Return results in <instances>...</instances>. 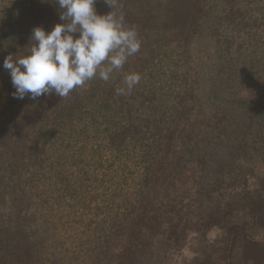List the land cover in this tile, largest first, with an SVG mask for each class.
Segmentation results:
<instances>
[{
    "label": "rangeland",
    "instance_id": "obj_1",
    "mask_svg": "<svg viewBox=\"0 0 264 264\" xmlns=\"http://www.w3.org/2000/svg\"><path fill=\"white\" fill-rule=\"evenodd\" d=\"M3 7L0 0V11ZM110 11L136 29L140 49L108 82L97 76L74 90H116L132 73L128 63L138 58L143 64L135 73L141 79L133 90H150L165 99L152 111L140 105L135 123L150 126L160 118L157 134L167 141L146 134L129 149L111 154L96 148L110 144L106 134L93 136L87 145L97 151L95 158L83 156L88 162L78 165L89 174L90 203L55 224L60 240L38 222L31 241L50 248L39 252L40 264L121 262V252L94 251L101 236L96 226L110 218L111 206L102 200L115 192L113 182L125 193L113 212L131 204L139 208L128 241L130 263L242 264L244 253L235 252L264 249V0H115ZM182 143L189 145L190 155L184 167L164 166L156 182L147 184L146 177L155 174L148 165L172 162ZM147 146L156 151L149 153ZM130 176L133 180L126 183ZM64 203L72 206L68 197ZM11 218L0 199L1 232L8 231ZM18 237L10 236L6 260L25 258L19 252L22 243L15 246ZM52 237L69 252H51Z\"/></svg>",
    "mask_w": 264,
    "mask_h": 264
},
{
    "label": "trees",
    "instance_id": "obj_2",
    "mask_svg": "<svg viewBox=\"0 0 264 264\" xmlns=\"http://www.w3.org/2000/svg\"><path fill=\"white\" fill-rule=\"evenodd\" d=\"M2 3L4 7L0 11V199L3 205L9 206L13 222L6 229L8 231H2L5 232L3 236L0 231V245L5 246L0 247V264H40L39 252H49L50 248H43L41 242L31 241L33 237H37L36 233L39 231L37 229L40 226L38 222L45 223L47 232H53L51 236L60 240L55 224L70 219L73 209L77 207L85 209L86 203H90L87 195L91 193L92 188L90 179H86L89 174L78 166L87 160H81L83 156L95 158L97 153L96 150L88 148L87 143L93 136L105 133L110 144H105L104 148L98 145L96 148L113 154L129 149L130 144L134 145L135 139L138 137L144 139L146 134L149 138L158 137L162 141H167L166 136L157 134L159 126L162 125L160 118H154L156 124L150 126L148 123H135L140 105L144 104L152 111L158 107L156 102H163L165 96L159 93L152 94L150 90H132L127 95H117L116 90H72L65 98L56 95L41 96L35 101L27 96L22 100L14 98L12 93L15 89L12 87L9 72L2 67L4 57L9 53L16 56L23 54L24 49L31 43L30 36L34 27L39 26L45 31H50L56 23H61L60 10L56 0H2ZM94 7L98 14H106L111 10L104 0H96ZM149 63V60L145 61L144 66L147 67ZM128 64L132 66L128 68L130 72H138L143 61L140 62L137 58ZM121 122L126 123V127H120ZM147 148L149 153L156 151L153 147ZM188 150L189 145L182 143L178 157L172 162L163 160L157 162L155 167L154 162L149 164L147 169L155 171V174L146 177V183L156 182L155 179L161 176L159 170L164 166L184 167V158L190 156ZM195 150H198V147L191 149ZM127 163L131 164L132 158L125 161L124 168L127 167ZM85 167L88 168L87 165ZM75 169L82 173V177L87 181L83 183L82 177L75 173ZM70 178L74 183H70ZM133 178L134 176L126 178V183ZM112 184L117 186L115 192L104 194L102 200L111 206L108 209L111 213L110 218L99 222L105 226L99 227L98 224L96 226L95 230H98L101 236L97 239L99 244L94 251L97 249L99 252H117L116 256L121 252L119 264H132L129 261L132 250L128 241L132 239L135 214L139 208L136 204H131L124 211L116 208L113 212V206L120 198H125V193L119 182ZM66 187L72 191L71 194ZM66 197L72 201V206L64 203ZM147 206L145 205L146 208ZM71 223L76 225L75 222ZM16 235L19 237L16 238L15 246L22 243L19 252H22L20 256L25 258L9 261L5 257L8 252L7 246L12 241L10 236L12 238ZM53 237L50 238L53 243L50 245L53 248L51 252H69L67 247L59 244L60 242ZM101 239H105L104 242H100ZM49 255L59 257L53 253Z\"/></svg>",
    "mask_w": 264,
    "mask_h": 264
},
{
    "label": "clouds",
    "instance_id": "obj_3",
    "mask_svg": "<svg viewBox=\"0 0 264 264\" xmlns=\"http://www.w3.org/2000/svg\"><path fill=\"white\" fill-rule=\"evenodd\" d=\"M112 8L115 0H104ZM59 20L50 31L34 27L23 54L9 53L2 67L8 70L16 99L37 100L41 96L67 97L98 76L108 82L114 71L123 68L140 49L134 27H126L124 17L109 11L98 14L96 0H56ZM78 34V35H74ZM141 77L124 76L117 95L130 94Z\"/></svg>",
    "mask_w": 264,
    "mask_h": 264
},
{
    "label": "crops",
    "instance_id": "obj_4",
    "mask_svg": "<svg viewBox=\"0 0 264 264\" xmlns=\"http://www.w3.org/2000/svg\"><path fill=\"white\" fill-rule=\"evenodd\" d=\"M247 251L246 252H235L236 254L244 253L245 259L242 264H264V249L252 250L251 252H247Z\"/></svg>",
    "mask_w": 264,
    "mask_h": 264
}]
</instances>
